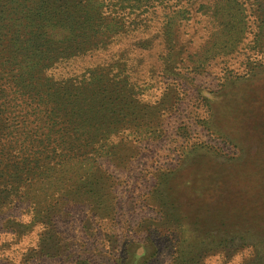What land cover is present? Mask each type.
<instances>
[{
    "label": "rangeland",
    "instance_id": "374dc122",
    "mask_svg": "<svg viewBox=\"0 0 264 264\" xmlns=\"http://www.w3.org/2000/svg\"><path fill=\"white\" fill-rule=\"evenodd\" d=\"M148 1L112 12L117 33L46 70L78 83L123 67V90H106L114 113L132 97L145 109L134 105L91 164L77 158V174L54 164L63 146L30 151L39 161L20 167L37 197L11 175L0 184V264H264V0H239L241 40L193 69L215 1ZM90 181L106 192L88 193Z\"/></svg>",
    "mask_w": 264,
    "mask_h": 264
},
{
    "label": "trees",
    "instance_id": "16d2710c",
    "mask_svg": "<svg viewBox=\"0 0 264 264\" xmlns=\"http://www.w3.org/2000/svg\"><path fill=\"white\" fill-rule=\"evenodd\" d=\"M68 1L73 2L72 7ZM110 1L111 4L105 5L102 0H0V184L11 175L8 177L15 178L17 184L23 181L27 194L35 199L34 182L23 179L20 167L28 157L39 161L30 151H55L53 143L63 146L64 152L58 154L54 164L61 173L77 174L75 165L80 161L76 159L84 155L91 164L97 157L98 144L104 143L118 123H125L134 105L139 107L132 97L131 102L125 101L114 113L115 106L106 90L112 85L110 89L117 91L114 83L123 90L124 84L117 77L123 67L118 66L117 72L111 66L92 68L87 78L78 83L56 82L45 74L54 63L83 53L104 36L117 33L119 20L112 12L134 13L149 5L148 0ZM214 1L212 16L216 30L209 35L195 66L194 61L190 63L192 69L204 60L232 51L244 33L242 3ZM109 6L113 11L105 10ZM105 76L111 80L102 82ZM90 93H100L102 99H91ZM144 109L145 106H140L138 110ZM68 135L71 141L66 145ZM86 148L93 152H87ZM53 168L44 167V171L37 170L34 174L44 176ZM88 184L87 192L97 193L91 187L95 186L94 181ZM99 192L106 190L98 189ZM52 206L45 201L42 210Z\"/></svg>",
    "mask_w": 264,
    "mask_h": 264
}]
</instances>
